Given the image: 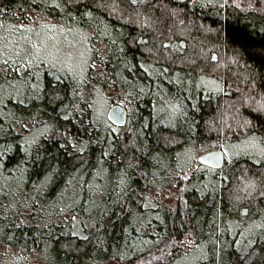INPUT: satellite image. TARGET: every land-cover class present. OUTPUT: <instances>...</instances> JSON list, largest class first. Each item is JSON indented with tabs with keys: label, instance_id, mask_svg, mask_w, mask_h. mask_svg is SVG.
<instances>
[{
	"label": "trees",
	"instance_id": "obj_1",
	"mask_svg": "<svg viewBox=\"0 0 264 264\" xmlns=\"http://www.w3.org/2000/svg\"><path fill=\"white\" fill-rule=\"evenodd\" d=\"M26 28L78 31L85 65L23 59ZM114 263L264 264V0H0V264Z\"/></svg>",
	"mask_w": 264,
	"mask_h": 264
},
{
	"label": "rangeland",
	"instance_id": "obj_2",
	"mask_svg": "<svg viewBox=\"0 0 264 264\" xmlns=\"http://www.w3.org/2000/svg\"><path fill=\"white\" fill-rule=\"evenodd\" d=\"M228 1L234 5H240V0ZM25 31L13 38L9 37L8 41H6L7 47L10 48L9 50L17 51V49H20V53L23 59L31 61L32 63L37 61H44L45 64L50 67L58 65L71 71L81 70L85 65L84 63L86 62L85 60L87 58L86 46L78 31L73 30L68 34L66 31L56 28L52 30H47V28H38L34 31L30 28H26ZM78 67H80L81 69H77ZM113 94L114 93H107L104 96L105 100H103V98L98 100L97 108L104 116H106V111L111 105L109 104L108 100L112 97ZM161 111L162 109H159L158 112ZM166 117H169L168 113ZM227 148V162H229L232 158L243 155L244 153L248 155H256V153H259L258 150L261 149L258 141L257 143L253 142L251 144L246 142H235L229 144ZM205 152L197 150L195 151L193 156L188 155V158L193 157L192 159L197 162L198 156ZM252 157L255 160L257 159L254 156ZM182 180H184V178ZM179 193L180 192L176 189V187H174L173 185H168L159 190L157 198L159 202L170 205L175 201V198L177 195H179ZM254 225L257 224L255 223ZM257 227H254L250 230H244L243 235L248 236L251 233H255Z\"/></svg>",
	"mask_w": 264,
	"mask_h": 264
},
{
	"label": "water",
	"instance_id": "obj_3",
	"mask_svg": "<svg viewBox=\"0 0 264 264\" xmlns=\"http://www.w3.org/2000/svg\"><path fill=\"white\" fill-rule=\"evenodd\" d=\"M114 112H120L122 113L121 118L117 121L112 119V114ZM106 119L110 124L116 127L124 126L126 123V111L120 104H112L106 111ZM210 157H215L216 160L210 159ZM198 162L206 167L210 168H219L222 166L224 162V155L223 152L219 149H213L210 151H207L201 155L198 156Z\"/></svg>",
	"mask_w": 264,
	"mask_h": 264
},
{
	"label": "snow or ice",
	"instance_id": "obj_4",
	"mask_svg": "<svg viewBox=\"0 0 264 264\" xmlns=\"http://www.w3.org/2000/svg\"><path fill=\"white\" fill-rule=\"evenodd\" d=\"M4 63H7V61H4ZM121 116H122V113H120V112H114L112 114V117L111 118L118 121L121 118ZM210 159H212L214 161L216 160L215 157H210Z\"/></svg>",
	"mask_w": 264,
	"mask_h": 264
}]
</instances>
